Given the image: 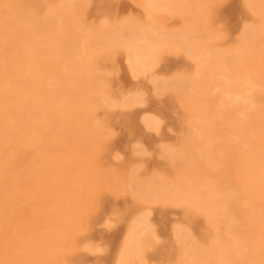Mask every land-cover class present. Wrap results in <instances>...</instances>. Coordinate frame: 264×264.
Returning a JSON list of instances; mask_svg holds the SVG:
<instances>
[{
  "label": "bare ground",
  "instance_id": "1",
  "mask_svg": "<svg viewBox=\"0 0 264 264\" xmlns=\"http://www.w3.org/2000/svg\"><path fill=\"white\" fill-rule=\"evenodd\" d=\"M7 9L1 264H154L155 208L190 209L214 231L204 243L173 224L172 264H264V0H0ZM168 94L186 116L179 144H159L173 175L118 170L111 115L139 109L138 135L159 136L145 108ZM130 150L147 157L139 140ZM105 195L125 201L117 224Z\"/></svg>",
  "mask_w": 264,
  "mask_h": 264
},
{
  "label": "rangeland",
  "instance_id": "2",
  "mask_svg": "<svg viewBox=\"0 0 264 264\" xmlns=\"http://www.w3.org/2000/svg\"><path fill=\"white\" fill-rule=\"evenodd\" d=\"M5 18H7V20ZM13 18L14 15L11 14L8 9L6 10V12H2V10H0L1 27H8L13 21ZM8 20L10 21L8 22ZM148 99L150 103L145 108V110L147 112L156 114L161 118L163 122V126L159 136L148 138L143 136L140 137L138 135L139 130L137 128V125L140 116L139 109H135L130 113H116L111 115L110 130L112 131V138H109L108 147L111 149V152L116 151L119 154L121 160H118L116 163H114V166L120 171L125 172L128 171L131 167L136 166L142 168L140 170V174L145 177L157 172H163L162 174L164 175L166 174L168 176H172L174 171L172 169V166H170L171 163L166 157L164 158V156H161L159 144H161L162 142L167 143V145L179 144V137H181V134L184 132L183 130L186 129V125L184 124V122L186 121V116L176 105L175 96L173 94H168L159 100L152 99L150 97H148ZM137 140L141 141L145 145L147 155L144 156L148 157L149 155V158L146 157L147 159H140L137 156L134 157L132 151L130 150V147ZM28 155H32V152H30V154ZM114 198L115 197H113V199ZM113 199L112 196H103L100 202V209L104 210L105 215L112 216L111 218L113 220V223L117 224L118 219L115 218L117 216L115 215V213L119 214L120 217L125 214V201L122 197H116L114 201ZM190 211V209L186 208H155L153 210L152 223L159 237V240L157 242L158 244L156 243L154 245L152 249L153 252L151 251L150 253L154 264H166L167 262L169 264H172L175 262L178 248L175 247L176 245L173 243V240L171 238V227L175 223L189 228L194 236L201 242L207 243L210 238H212V236L214 235V231L206 223L205 218L199 213ZM112 214L115 216H113ZM96 226L97 224L95 225V227ZM95 227L92 228V230L95 229ZM96 228L101 229V227L99 226ZM100 235L101 238L97 235L98 237L96 236L93 239L99 240L101 244L105 243L106 241H104L103 239V234ZM88 263L101 264L100 260L97 258L89 259Z\"/></svg>",
  "mask_w": 264,
  "mask_h": 264
}]
</instances>
